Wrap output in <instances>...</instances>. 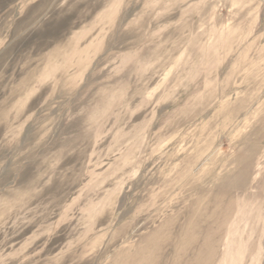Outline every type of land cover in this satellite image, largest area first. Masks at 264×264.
I'll return each mask as SVG.
<instances>
[{
  "label": "rangeland",
  "instance_id": "1",
  "mask_svg": "<svg viewBox=\"0 0 264 264\" xmlns=\"http://www.w3.org/2000/svg\"><path fill=\"white\" fill-rule=\"evenodd\" d=\"M0 264H264V0H0Z\"/></svg>",
  "mask_w": 264,
  "mask_h": 264
}]
</instances>
